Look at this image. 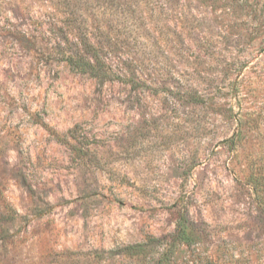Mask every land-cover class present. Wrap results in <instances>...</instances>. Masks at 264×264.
<instances>
[{
  "label": "rangeland",
  "instance_id": "rangeland-1",
  "mask_svg": "<svg viewBox=\"0 0 264 264\" xmlns=\"http://www.w3.org/2000/svg\"><path fill=\"white\" fill-rule=\"evenodd\" d=\"M0 264H264V0H0Z\"/></svg>",
  "mask_w": 264,
  "mask_h": 264
},
{
  "label": "trees",
  "instance_id": "trees-1",
  "mask_svg": "<svg viewBox=\"0 0 264 264\" xmlns=\"http://www.w3.org/2000/svg\"><path fill=\"white\" fill-rule=\"evenodd\" d=\"M21 44L25 48H33L35 44H37V39H30L26 37V39L21 41ZM195 236L194 229L190 226V223L185 217H181L177 221L176 229L174 234L169 239L168 249H172L176 244L180 242H187L190 241ZM140 245H129L126 247L128 250H133Z\"/></svg>",
  "mask_w": 264,
  "mask_h": 264
}]
</instances>
